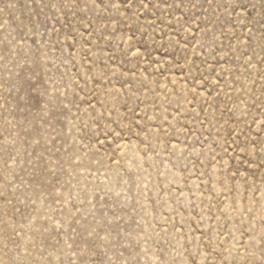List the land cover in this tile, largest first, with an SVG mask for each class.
<instances>
[{"label":"rangeland","instance_id":"1","mask_svg":"<svg viewBox=\"0 0 264 264\" xmlns=\"http://www.w3.org/2000/svg\"><path fill=\"white\" fill-rule=\"evenodd\" d=\"M0 264H264V0H0Z\"/></svg>","mask_w":264,"mask_h":264}]
</instances>
